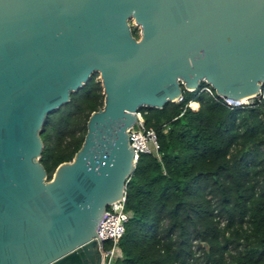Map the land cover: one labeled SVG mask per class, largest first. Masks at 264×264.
<instances>
[{
    "label": "water",
    "instance_id": "95a60500",
    "mask_svg": "<svg viewBox=\"0 0 264 264\" xmlns=\"http://www.w3.org/2000/svg\"><path fill=\"white\" fill-rule=\"evenodd\" d=\"M94 72L103 106L47 179L42 124ZM202 81L259 92L264 0H0V264H101L97 225L136 163L126 129Z\"/></svg>",
    "mask_w": 264,
    "mask_h": 264
},
{
    "label": "trees",
    "instance_id": "16d2710c",
    "mask_svg": "<svg viewBox=\"0 0 264 264\" xmlns=\"http://www.w3.org/2000/svg\"><path fill=\"white\" fill-rule=\"evenodd\" d=\"M131 33L139 37L137 27ZM97 75L42 124L47 179L72 160L103 106ZM205 86L139 108L158 150L140 153L126 182L129 218L113 264H264V100L231 108Z\"/></svg>",
    "mask_w": 264,
    "mask_h": 264
},
{
    "label": "built area",
    "instance_id": "2783aa9c",
    "mask_svg": "<svg viewBox=\"0 0 264 264\" xmlns=\"http://www.w3.org/2000/svg\"><path fill=\"white\" fill-rule=\"evenodd\" d=\"M203 89L211 95H214L210 86H205ZM221 99L222 103L231 108H243L258 105L264 100V81L261 83L257 94L237 100H231L224 97H221ZM135 115L136 121L126 129V133L130 139V145L134 149V157L137 160L140 153L156 154L158 143L155 131L152 128H147L145 126L143 114L138 111ZM124 199L125 198H122L108 205L97 225V235L95 239L99 240L98 250L102 255L101 264H113V261L117 256L118 241L123 234L124 224L129 218V213L124 209ZM104 257H107L106 261L103 259Z\"/></svg>",
    "mask_w": 264,
    "mask_h": 264
},
{
    "label": "rangeland",
    "instance_id": "374dc122",
    "mask_svg": "<svg viewBox=\"0 0 264 264\" xmlns=\"http://www.w3.org/2000/svg\"><path fill=\"white\" fill-rule=\"evenodd\" d=\"M129 25L131 26V28L132 27H137L136 25H135V22H134V20L133 19H130L129 20ZM138 28V34H139V27H137ZM95 73H97V72H95ZM98 75H97V78H99L100 79V77H99V73H97ZM189 105V107H191L190 106V104H188ZM192 108V107H191ZM193 110H196V109H193Z\"/></svg>",
    "mask_w": 264,
    "mask_h": 264
}]
</instances>
